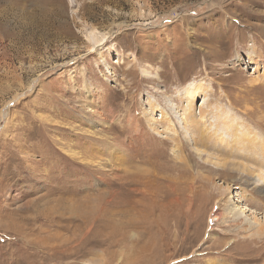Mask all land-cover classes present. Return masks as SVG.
I'll list each match as a JSON object with an SVG mask.
<instances>
[{
  "label": "rangeland",
  "instance_id": "1",
  "mask_svg": "<svg viewBox=\"0 0 264 264\" xmlns=\"http://www.w3.org/2000/svg\"><path fill=\"white\" fill-rule=\"evenodd\" d=\"M2 2L0 264H264V238L244 255L226 208L264 220V181L213 173L226 170L213 163L218 152L194 144L181 120L185 87L198 81L197 116L206 111L208 123L226 106L235 135L252 128L264 137V0ZM90 29L107 33L94 51ZM147 114L159 133L146 129ZM173 142L181 173L169 169ZM108 146L142 149L164 163L160 174L184 178L182 203L163 197L169 181L138 192L143 184L109 171Z\"/></svg>",
  "mask_w": 264,
  "mask_h": 264
},
{
  "label": "bare ground",
  "instance_id": "2",
  "mask_svg": "<svg viewBox=\"0 0 264 264\" xmlns=\"http://www.w3.org/2000/svg\"><path fill=\"white\" fill-rule=\"evenodd\" d=\"M23 1L27 2L28 0H23ZM98 1L100 3L102 0H98ZM3 2H8V0H3ZM106 35H107V33H104V32L99 33L95 29L86 30L85 40H86L88 47H89L88 50L94 51V49L97 46L101 45L105 41ZM142 73L147 78L151 79L153 77L151 72L142 70ZM190 83H195V84H192V86L185 87L184 96L186 98L187 106H185V108L183 109L181 120L183 123H186L189 126H191L193 132H195V138L193 139L194 144L203 145L206 148L211 146V148L213 150H216L218 152V154H216V152H210V153L208 152L207 156L209 157V155H212L211 153L216 154L215 158H214L215 160H213V163L218 167L219 166L226 167V170L225 169L220 170V171L216 170L217 172H213V173L217 174L219 177H221V176L225 177L224 178V180H225L226 178L229 179V178L233 177L234 171H236V172L240 173L239 177L243 178L245 180L253 179V178L257 177L258 180L264 181V172H263V169H264V137L260 134L258 136L255 134H252V131H253L252 128H250L251 130L248 129L247 132H241V136H239L238 134L235 135V130H236L235 124L236 123L234 122L233 116L229 113L230 109L227 108L226 106H219V105L217 106L216 105L215 111H213V109H211L210 110L211 111V117L213 119L208 121V123L205 120V112L206 111L202 110L199 113V115L197 116L195 114V112H193V105H192L193 103L192 102L195 99V97L198 95V93L201 91V84L198 83V81H191ZM88 96H89V98L91 97V91L90 92L88 91ZM93 104H94V102H93ZM91 106L93 109L94 105H91ZM151 106L153 108L156 107L152 103H151ZM164 110H161V112H160V116H159V118L161 119L160 122L163 121V122H168L171 124V122H170L171 120L169 118L170 116L169 115L167 116V112H165ZM157 121H158L157 119L155 120V118H152L147 114V117L145 118V121H144L147 125V126H145L146 129H148V131H150V132L152 131L153 133H155V132L159 133V130L157 127ZM258 121L259 120H256V122H258ZM196 124H201L202 126L206 127L205 130L200 129V128H196L194 126ZM218 124H220V125H218ZM219 126H221L220 129H219ZM233 127H235V128L233 129ZM169 128L170 127L166 128V130H168ZM172 136H174V135H172ZM160 137L164 138V137H166V135L160 136ZM169 137H170V135L168 136V138ZM175 141L176 140H174V142ZM174 142H173L174 146L172 147L171 152H170V154H171L170 160L172 161L170 163L173 164V168H169V169H171L172 171H173V169H175L179 173H181L180 167H183L182 162L185 163V161H184V158H182V155L180 152L181 151L180 147L179 146L177 147ZM181 143H182V141H181ZM129 144H130V148L133 147L132 140L129 142ZM121 148H118L117 146L116 147L108 146L107 154H106L107 155V157H106L107 162L105 164V167H107L109 171H112V173H118L121 178L125 179V176L130 177L131 179H133V182L143 184L144 187H142V188L140 186L138 187V189H137L138 192H142V191L149 192V189L152 186V182H155L156 180L157 181H169V183H171L168 185L169 191L163 193L164 194L163 197H165V198L169 197V201H170V197H173L172 202L174 203V205H180L182 203V197L177 192L178 191L177 184H179L181 181H185L184 178H183V180L177 179L176 177L178 176V174H175V173L172 175L160 174L159 172H161V171L158 170L157 166L164 165V163L161 161H156L155 160L156 158H153L154 159V161H153L149 157V155H147L146 152H144L142 149L138 153H136V155H134V154L129 155L128 154L129 155L128 156V155H126V153H128L129 148L125 149V150H123ZM195 148H198V147L195 146ZM62 151L66 152L71 157H75V155H76L75 152H70L71 150H69V149H63ZM203 151H205V149H203ZM220 154L226 155V156L232 155L235 157H240L242 159H246L247 162H244V163L228 162V161H226L228 157L226 159L222 158L221 156H219ZM156 155L157 156H155V157H157V159H159L162 154L159 156H158V154H156ZM208 157H206L205 160H207ZM132 158L134 159L133 161H131ZM77 159H80V161H84L86 159L87 161H84V163L89 162V160L86 157L83 158L82 156H80ZM210 159L212 160L213 157H210ZM130 161L133 162V164H135V165L132 166L130 164L131 166H129ZM137 162H142V163L144 162L146 164V166L143 167L144 165H141L140 163H137ZM93 163H96V165L99 167H101V165H102L98 159L96 161H94ZM186 164H187V162H186ZM153 165H154V168H152ZM130 167H133V169L132 168L130 169ZM185 171L186 170L183 169L182 175L186 174ZM212 171H214V170H212ZM168 172H170V171H168ZM185 182H187V181H185ZM189 188H191V186H188V189ZM222 191H224V190H222ZM153 192H155V191H153ZM153 192H151V193H153ZM142 197H144V196H142ZM145 198H147V197H145ZM153 208H154V206H153ZM153 208H150V210ZM226 208L228 209V214H232V216L234 218L231 220L232 223H235V224L239 223V225L235 226V228L232 230L235 231L236 235L238 234L242 239L245 240L246 244H244V245H246L247 250L243 251V254L248 255L247 252H253V250H254L253 243L255 242V239H257V238L263 239L264 238V220H262V218L258 215L257 212H252V213L247 215V214H245V210L243 208H240L237 206H231L229 208L227 206ZM151 213H153V211ZM145 214H146V212H145ZM239 218H241V221L236 222ZM137 222L138 221H136V223ZM238 244H240V243H238Z\"/></svg>",
  "mask_w": 264,
  "mask_h": 264
}]
</instances>
